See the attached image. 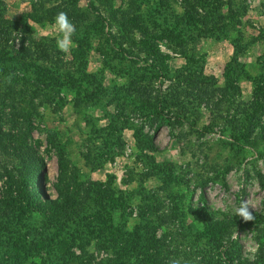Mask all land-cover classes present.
<instances>
[{
	"label": "rangeland",
	"instance_id": "374dc122",
	"mask_svg": "<svg viewBox=\"0 0 264 264\" xmlns=\"http://www.w3.org/2000/svg\"><path fill=\"white\" fill-rule=\"evenodd\" d=\"M37 1L0 0V19L16 23L8 38L0 30V84L13 80L21 95L32 96L30 142L43 164L42 197H57L60 160L67 176L81 183L85 201L71 219L47 217L46 210L0 217V264H234L221 250L232 249L233 243L242 258L252 260L258 240L264 249V223L259 219L264 218V189L255 177V171L264 175V141L231 147L222 119L210 124L201 108L198 118L187 115V123L170 126L166 118L171 113L163 111L150 125L148 117L112 95L126 82V72L142 74L156 92L179 84L190 71L213 75L223 85L235 43L242 48L236 57L245 75L238 73L234 79V95L249 99L258 58L264 55V38L256 37L258 32L264 35V0H230L231 18L225 0L195 2L206 18L205 26L195 27L180 21L183 0H66L76 35L81 38L87 31V43L75 55L76 35L75 47L62 53L53 39V19L34 22L29 17ZM124 13L128 20L141 16V27L127 24L133 43L119 37L118 19ZM169 30L171 37L164 36ZM28 36L39 41L47 57L30 61L41 66L37 70L29 65L21 72L7 57ZM141 39L169 55L165 73L144 57ZM220 114H226L225 106ZM136 127L152 138L154 164L135 146ZM201 205L216 219L234 217L247 205L253 219L233 223L220 245L196 220ZM151 228L155 248L148 246ZM61 238L72 259L57 249Z\"/></svg>",
	"mask_w": 264,
	"mask_h": 264
},
{
	"label": "trees",
	"instance_id": "16d2710c",
	"mask_svg": "<svg viewBox=\"0 0 264 264\" xmlns=\"http://www.w3.org/2000/svg\"><path fill=\"white\" fill-rule=\"evenodd\" d=\"M65 1L38 0L32 6L29 17L34 22L52 20L58 12L64 11L71 20L73 12L67 4L65 6ZM183 2L184 6L180 19L183 26L195 27L198 23L205 26V15H199L194 4L195 2L201 4L203 0H183ZM229 4L230 0H225L226 9L229 10L231 18L233 13H231L232 10ZM132 8L136 7L132 6ZM140 17V14H135L132 20H128L125 13L121 14L120 19H118L120 20L118 21L119 37L129 39L133 43L132 38L127 35V24L130 21L133 25L137 23L135 27H141L138 23ZM114 20L116 21V19ZM25 26L27 27V24ZM1 29L4 33L2 36L8 38L11 30L16 29V23L7 19H0ZM4 29L6 32H4ZM178 32L174 31V33ZM86 33L87 31L83 32L80 35L81 38L75 34L74 39L77 48L73 50L74 55L77 49L82 45H86L87 42L84 36ZM171 33L173 32L170 30L166 31L164 36L171 37ZM256 37L264 38V35L258 32ZM27 39L28 41L25 42L23 38H20L18 47L13 50L12 56L7 57L12 64L18 66L17 69L21 72L27 71L29 65L34 66L37 70L41 66L30 61L34 60L35 57L44 61L47 57V54L38 46L39 41L34 40L31 36H28ZM139 44L141 45L140 51L144 53V57L146 56L150 60L151 66L165 73L168 69L166 60L169 55L160 52L156 44L148 42L146 39H141ZM117 45L121 51H124L121 48V41ZM233 48L234 52L224 68L223 85H218L213 75H205L200 71H190L183 76L179 84H170L163 91L156 92L150 82H144L142 74L126 72V82L116 87L112 96L116 100L128 102L134 111L148 117L150 125L159 120L163 111L171 113V117L166 118L168 125L187 123V115H190L188 116L189 119L192 115L196 119L200 115L199 109L201 108L207 111L210 124L218 117L220 120L222 119L227 137L230 138V140H226L228 145L231 147L236 146L237 149L255 146L259 140L264 141V133L261 131L264 128L261 124V116L264 114V55H260L258 58L259 73L254 79H251L253 88L250 98L247 100L237 99L234 95L237 91L234 79L238 73H244L245 75V72L238 64L236 57V54L242 48L235 43ZM26 58L31 64L27 63ZM14 83L11 80L10 82L1 81L0 84V217H7L16 211L35 210L36 212H42L46 210L47 217L71 219L85 201V196L81 193V183L74 182L69 178V175L67 176L65 167L59 160L58 183L55 186L57 197L52 200L42 197L40 170L43 164L30 142L31 125L29 119L33 108L32 96L29 93L21 95L22 90L13 86ZM33 91L35 92V90ZM224 106L226 114L222 115L220 113ZM190 109H194L192 113L188 112ZM229 111L231 112L229 113ZM156 129L157 126L154 127V131ZM133 137L136 148L144 154L148 162L154 164L151 152L156 151V147L151 136L144 133L140 127H136L133 129ZM59 159H61L60 154ZM255 177L261 188L264 189V175L255 171ZM157 217L160 218L161 216ZM195 217L202 225V232L220 245L221 241L229 236V228L233 223L243 225L247 223L238 215L234 217L222 216L221 219H216L207 212L203 205L197 209ZM259 219H262L261 221L264 223V218ZM150 232L148 246L155 248L156 239L153 236V228L150 229ZM258 239L259 237H257ZM58 242L60 244L57 245V249L60 248L61 253L67 259H72L73 254L65 251L64 247L62 248V245L64 246L66 243V239L61 238ZM257 243V250L252 260L242 258L239 253V246L235 243H233L234 247L232 248L236 250L235 252L227 248L228 246L221 250L222 253H226L228 263L231 262V259H234V264H264V249L259 240ZM80 250L83 256L85 250L82 247H80ZM16 255V257L20 256V254Z\"/></svg>",
	"mask_w": 264,
	"mask_h": 264
},
{
	"label": "clouds",
	"instance_id": "9594fccd",
	"mask_svg": "<svg viewBox=\"0 0 264 264\" xmlns=\"http://www.w3.org/2000/svg\"><path fill=\"white\" fill-rule=\"evenodd\" d=\"M54 36L56 48L65 54L75 47L73 36L76 34V26L70 20L67 13L64 11L58 12L53 18ZM237 214L242 217L245 222L251 221L253 216L248 210L247 205H242L237 209ZM176 264V262H173Z\"/></svg>",
	"mask_w": 264,
	"mask_h": 264
}]
</instances>
